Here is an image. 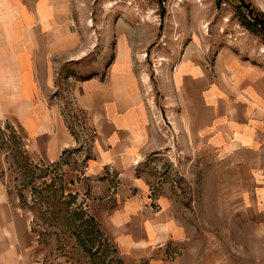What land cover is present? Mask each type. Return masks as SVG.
Listing matches in <instances>:
<instances>
[{"label":"rangeland","instance_id":"374dc122","mask_svg":"<svg viewBox=\"0 0 264 264\" xmlns=\"http://www.w3.org/2000/svg\"><path fill=\"white\" fill-rule=\"evenodd\" d=\"M178 2L71 0L87 56L70 73L89 77L105 72L117 47L133 53L155 128L166 139L137 167L151 174L152 195L170 191L180 211L176 216L187 226L184 241L157 246L167 260L192 244L195 264H264V149L227 159L199 144L190 149L167 116V93L183 59L214 64L219 55H237L264 70V36L259 27L246 26L250 10L264 12V0ZM59 102L77 141L59 161L37 160L19 121L0 117V203L9 201L33 213L40 238L35 264H120L118 244L99 209L92 208L103 199L94 195L97 181L88 175L94 132L73 94L67 90ZM108 173L106 199L113 201L126 185L115 170ZM188 263H194L193 257Z\"/></svg>","mask_w":264,"mask_h":264},{"label":"crops","instance_id":"0c3cea01","mask_svg":"<svg viewBox=\"0 0 264 264\" xmlns=\"http://www.w3.org/2000/svg\"><path fill=\"white\" fill-rule=\"evenodd\" d=\"M74 25L71 0H0V117L19 121L37 160L59 161L77 145L59 102L68 90L94 132L88 175L97 181L94 195L103 199L92 208L118 244L120 264H192V257L195 264L192 244L174 260L157 248L184 241L187 226L170 191L152 195L151 174L137 167L166 139L155 128L133 53L117 47L105 72L72 74L87 56ZM170 90L167 116L185 147L199 144L222 159L264 149V70L258 64L237 55H219L214 64L183 59ZM110 170L126 185L113 201L106 199ZM31 219L21 206L0 203V264L36 263L40 238Z\"/></svg>","mask_w":264,"mask_h":264},{"label":"trees","instance_id":"16d2710c","mask_svg":"<svg viewBox=\"0 0 264 264\" xmlns=\"http://www.w3.org/2000/svg\"><path fill=\"white\" fill-rule=\"evenodd\" d=\"M250 13H251L250 17L247 18L249 20H246V21H248L246 23V26L249 28H253V26L255 28L259 27L260 32L264 36V12L255 14V12L253 10H250ZM251 17H253L252 18V20H254L253 23H251V19H250ZM256 25H258V26H256ZM255 28H253V29L255 30Z\"/></svg>","mask_w":264,"mask_h":264},{"label":"built area","instance_id":"2783aa9c","mask_svg":"<svg viewBox=\"0 0 264 264\" xmlns=\"http://www.w3.org/2000/svg\"><path fill=\"white\" fill-rule=\"evenodd\" d=\"M178 1H180V2H178V4H179V3H181L183 0H178Z\"/></svg>","mask_w":264,"mask_h":264}]
</instances>
